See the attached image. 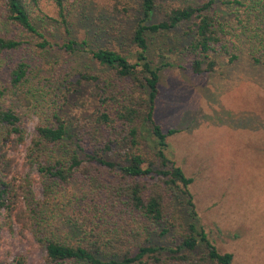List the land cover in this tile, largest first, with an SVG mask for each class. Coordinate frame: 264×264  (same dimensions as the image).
<instances>
[{"label": "trees", "instance_id": "trees-1", "mask_svg": "<svg viewBox=\"0 0 264 264\" xmlns=\"http://www.w3.org/2000/svg\"><path fill=\"white\" fill-rule=\"evenodd\" d=\"M47 1L67 30V0ZM134 1L133 53L90 49L97 70L72 82L58 67H39L35 51L51 46L40 0H0V228L18 225L29 247L43 249L44 264H231L199 222L193 178L166 157L175 130L153 119L161 65L151 64L147 37L177 33L185 63L200 73L212 71L218 55L238 57L239 29L248 60L264 67V0ZM153 11L162 14L157 22H149ZM61 45L73 51L75 42ZM81 83L95 90L87 126L61 113ZM30 167L36 177L28 180L21 173ZM3 244L0 264H25L22 256L9 260Z\"/></svg>", "mask_w": 264, "mask_h": 264}, {"label": "rangeland", "instance_id": "rangeland-1", "mask_svg": "<svg viewBox=\"0 0 264 264\" xmlns=\"http://www.w3.org/2000/svg\"><path fill=\"white\" fill-rule=\"evenodd\" d=\"M39 7L50 17L43 24L51 46L35 51L43 71L58 67L73 82L78 72L97 70L90 49L108 47L124 55L135 50L130 41L134 0H67V30L47 0H40ZM161 18L153 11L149 22ZM175 34L147 37L148 58L153 66L161 65L153 119L162 131L175 130L167 136L166 157L193 178L189 190L196 215L217 249L231 253V264H264V67L250 63L246 33L237 29L235 60L228 63L218 55L212 71L192 73L179 52L182 38ZM68 39L75 42L73 51L61 45ZM77 88L63 104L62 118L87 126L95 90L84 83ZM34 122V117L26 122L27 131ZM15 155L20 163L21 146ZM21 174L36 177L33 167ZM31 188L40 197V187L31 183ZM17 229L12 222L1 223L8 259L22 256L25 264H44L43 249L29 247Z\"/></svg>", "mask_w": 264, "mask_h": 264}]
</instances>
